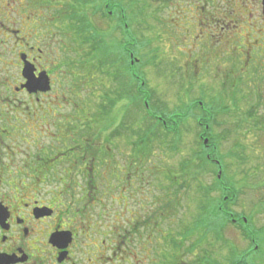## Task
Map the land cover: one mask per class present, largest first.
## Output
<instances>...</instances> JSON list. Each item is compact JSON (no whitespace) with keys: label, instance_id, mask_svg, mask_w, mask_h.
<instances>
[{"label":"flooded vegetation","instance_id":"obj_1","mask_svg":"<svg viewBox=\"0 0 264 264\" xmlns=\"http://www.w3.org/2000/svg\"><path fill=\"white\" fill-rule=\"evenodd\" d=\"M186 1L191 11L190 21L195 24V42L187 52L193 53L194 65L207 61L213 70L212 79L220 80L224 89V101L211 97L213 105L207 119L198 116V125L211 130L220 123L225 125L229 170L236 161L233 159L236 157L232 158L234 152L239 151L243 164L250 163L249 168H256L255 172L258 169V178L263 179L264 0ZM9 6L8 0H0V103L10 110L18 108L21 101L15 104L10 96L22 94L33 103L31 107L38 108L57 80L60 86L63 79L88 76L75 68L85 60V50L80 46L85 17L78 11H69L66 0H52L48 16L35 14L34 33L29 34L9 27ZM103 9L108 16L117 13L118 0H107ZM118 20L117 14L115 24ZM215 30L220 33L218 39L214 38ZM9 35L15 37L12 46L18 54L15 67L19 73L14 85L9 84L6 73ZM119 36L115 30L112 46L106 51L99 49L97 57L99 103L95 139L86 136L63 139V142L48 141L46 145L39 141L35 153L28 154L18 139H0V264H152L153 234L162 240L155 257L167 255L164 239L176 231L172 225L163 228L162 221L167 215L163 194L153 201L150 181L152 172L164 168L151 162L150 139L136 137L133 123H120L134 106L137 80L141 86L145 80L133 68L120 65ZM21 55L33 65L35 76L41 71L47 73L51 87L48 92L29 93L21 88L25 83ZM105 56H112L111 72L105 70L109 66ZM128 57L132 66L137 60L133 53ZM109 82H112L111 96L104 94ZM148 90L138 91L142 92L139 97H143L146 110L150 109ZM124 96L129 97V103H125ZM116 109L122 110L120 119L114 116ZM113 110L112 117L105 114ZM146 114L150 123L154 114ZM219 115L224 117L223 121H218ZM157 119L161 124L167 122L161 115ZM176 123L179 126L177 120ZM238 129H242L241 136L233 135ZM211 137V134L200 136L207 141ZM215 137L211 139L210 152L217 150ZM3 150L9 156L7 163L1 159ZM261 187L256 200L261 208L252 214L264 215V185ZM249 217L241 216L244 224ZM247 228L246 239L251 231ZM178 256L175 264L181 261Z\"/></svg>","mask_w":264,"mask_h":264},{"label":"rangeland","instance_id":"obj_2","mask_svg":"<svg viewBox=\"0 0 264 264\" xmlns=\"http://www.w3.org/2000/svg\"><path fill=\"white\" fill-rule=\"evenodd\" d=\"M8 1L10 3L9 27L22 29L23 32L29 34L34 33L33 20L35 14L48 16L52 2V0ZM61 1L64 2L65 0ZM66 1L69 11H79L80 8L77 7L76 0ZM93 3L94 6L98 2L93 0ZM118 3L119 7L127 4L126 0H118ZM201 5L199 4V7ZM125 10L131 18L135 15L130 29L135 38L141 42L137 44V49L138 57L142 62L133 67V70L137 74L141 73L145 85L141 86L136 83L134 91L137 96L134 100L132 99L134 106L131 107L132 110L126 112L122 119L123 122L120 123L122 125L133 123L132 129L135 130L134 135L136 137H140L141 130L144 131L145 128L146 131L147 126L152 123V121L147 122L149 118L146 110L140 106L141 100L138 91L141 89H149L150 100L148 103L150 111L155 116L161 114V110H158L160 107H165L166 114H173L177 108L180 111L184 108L189 110V102H200V104L198 103L200 106L195 109L194 119L187 118L183 122L182 119H177L180 129L179 150L173 151L169 148L168 144H173L175 138L161 128L156 127L158 129L150 137L151 162L157 166L160 164L164 168L157 173H151V197L155 201L163 194V204L170 206L162 225L163 228L168 225L175 228V236L179 240V249L175 254H178V258L181 260L178 264H228L231 262L264 264V229H260L261 226H264V215L252 214L256 209L261 208L256 204V200L257 190L264 185V178H258L260 172L258 169L256 172L253 170L256 168H249L250 163L243 164L239 151L234 152L232 158L236 157L233 159L237 162L234 161V166L229 170L230 151L228 152L229 141L225 139L227 135L225 134V125L220 123L210 131V134L213 137L216 136L215 139H217L215 141L217 143L216 153L219 154L218 158H220L217 162L220 163L218 166L221 168H217L214 174L206 170L201 172V176L197 177L198 181L197 179L194 181L189 179V182L185 184V186L188 185L187 188L183 189L184 184H181L183 179H186L185 176L183 178L181 167L185 165V160L191 153L200 150L202 147L201 144L199 145L200 141L197 137L201 128L195 120L198 116L207 119L210 105H213L211 97L217 101L219 99L224 101V89L219 84L221 81L212 79L213 70L207 66L208 62H197L194 65L191 60L193 53L188 54L187 52L188 48L195 42V32H193L195 24L192 25L193 22L190 21L191 11L188 2L186 0H132ZM83 11L85 12L82 15L86 17V20L90 19L97 28H106V24L100 21L98 15L92 14L91 9H84ZM214 33L217 34L214 38L218 39L220 33L216 30ZM9 36L5 55L6 73L10 78L9 84L14 85L12 83L19 73L15 67L18 54L12 46V40L15 37ZM110 68L111 66H105V70ZM122 71L123 69L120 72ZM90 74L73 80L63 79L60 81V86H58L57 80L53 84V90L41 100L38 108L31 107L30 104L33 103L28 101L26 96L13 93L10 96L11 101L15 104H18V100L21 102L18 108L11 107V110L0 103V139H18L20 147L26 154L35 153L34 150L39 141L46 145L48 141L61 140L63 142V139H82L80 137L86 136L95 139L98 129L95 116L98 112L97 92L99 88L97 87L98 76L95 73ZM121 82L123 81L121 80ZM109 83V88L104 89V94L107 96L113 95L112 82ZM118 94L121 95V93ZM124 100L125 103L130 102L127 96H124ZM65 102H67V107H65ZM109 113L108 111L105 112L106 115L112 117L114 110ZM121 113V109H116L114 116L120 119ZM117 119L114 123L118 122ZM172 119L170 124L176 127V119L174 121ZM223 119L224 117L219 115L218 121H223ZM154 124L158 125V121ZM125 130H129V128ZM240 132L242 129L234 131L233 135L241 136L242 133ZM1 159L3 163H7L9 159L5 150L1 153ZM218 172L221 175L219 177L221 183L217 185L216 176ZM198 183L203 189L209 190L211 198L220 196V190L223 188L231 191V193L228 192L234 195V198L231 197V201L226 202V206L232 214L238 217L252 215L247 227L251 228L250 234L253 242L244 238L239 226L231 224H227L222 229L227 241L226 245L223 244L224 241H222L223 245L210 240L208 242L204 240L202 244L198 242L199 230L195 229L193 224L198 214H206L201 207V204L205 203L203 202L205 200L204 193L202 196V191L197 186ZM176 184L178 185L176 186ZM214 188L216 189L214 190ZM246 222H248L247 219ZM247 227H244V230ZM158 237V234H153L152 237V264H173L176 256L170 255L174 250H171L172 246L166 240L164 242L165 249L168 250L167 255H162V258L160 256L155 257L156 248L162 242ZM154 259L156 263H154Z\"/></svg>","mask_w":264,"mask_h":264},{"label":"trees","instance_id":"obj_3","mask_svg":"<svg viewBox=\"0 0 264 264\" xmlns=\"http://www.w3.org/2000/svg\"><path fill=\"white\" fill-rule=\"evenodd\" d=\"M99 1L97 0L98 3L94 6H93L94 4L93 0H76L75 1L78 3L77 7L80 8L78 12L83 14L85 12L83 11L84 9L86 10L91 9L92 14L98 15L100 18V21L106 24V28H97L92 23V21H90V19L86 20V17L85 19H83L81 29L84 33V37L82 38V41H81L82 43L80 46L86 50L84 52L85 60L79 63L78 66H76L75 68H78L79 71H82L84 73H89V74L96 73L98 70V64H99V60L97 58L99 49H101L102 51L103 50L106 51L108 48L112 46L111 39L113 37V33L115 32V30H117L120 35L118 38V48H119L118 60L120 61L119 62L120 65L124 64L128 66L129 69L136 67L142 62V60L138 57V49H137L138 48L137 44L141 42L135 38L134 34H132L131 29H130L131 25L134 22L133 18H135V15L132 16L131 18V16L128 13H126V10H125L129 6V2H131L132 0H126L127 4L125 3V6L123 7L120 6L118 12L116 13L114 11L111 16H108L104 11L105 9H103V4L106 3L107 1L106 0H99ZM72 13L74 16H76L75 12H72ZM117 14L119 17V20L117 23L118 25L115 24L116 23L115 17L117 16ZM113 23L115 26H113ZM129 53H133V58H135L136 60L138 59V61L134 62L132 66L129 64V61H130V58L128 57ZM107 57L108 56H105V63L111 66L112 56L108 58ZM107 70L111 71V68ZM138 84H139V80H137V85ZM140 93L142 95V92ZM140 100H141L140 106L144 107L143 106L144 100L142 96ZM197 106H200L198 102H195V103L189 102L188 103L189 110L184 108L182 109V111H180L177 108L173 111V114H166L165 107L163 108L160 107L158 110H161V114H156V115L163 116L164 120H166L167 122L165 124H161L158 121L157 116L151 115L152 123H150V125L147 127L146 132L141 130V134L139 136H141L143 139H145V137L150 139L151 135L158 128H161L162 130H167V133H170L175 138L173 141V144H170V145L168 144L169 148L173 151L179 150L178 143H179V130L180 129L178 128L179 126H177L176 124H175L176 127L172 126L170 124V121L172 118H173L172 121H174V119L176 120L182 119V122L187 120V118L194 119L193 116H195L194 112ZM144 110L146 109L144 108ZM146 113L152 114L150 109L149 110L147 109ZM179 113L180 115L177 116V114ZM156 121H158V125L154 124ZM195 122L198 125V120H195ZM200 128L201 130L198 132L197 137L199 138L198 141H200L199 145L201 144L202 147H200V150L194 151L193 153H191V155L185 160L186 162L185 165L181 167V170L183 171V178L184 176L186 178L185 180L183 179L181 183V184H184L183 189L188 187V185L185 186V184L189 182V179H192L193 181L196 180L198 176H201V172L206 170L214 174V171L217 168H221L218 166L220 163H216V160L219 161L220 159L218 158L219 154L216 153L217 150L210 152L213 141L209 138L207 141V144L204 145L203 139L200 138V136L202 135L204 136L210 135L211 127H207V128L200 127ZM210 164H211V167H213L214 169L209 167ZM220 181L221 179L220 178L218 179V177L216 176L217 185L221 183ZM177 185L178 184H176V186ZM197 186L202 191L201 193L202 196L204 193L203 197L205 200L203 202L205 203L201 204V207L203 208V211L206 213L202 215L198 214L193 224L195 229L197 228V230H199V233L197 235L198 242L202 244L204 240L207 242L210 240L211 242L217 241V243H219L220 245H223V244L226 245L227 241L222 233V229L227 224L239 226V229L241 230L242 235L245 238L244 227L245 225L247 227V223H249V220H250L249 218L251 217L246 218L248 222L244 224L242 220L243 218L238 217L235 214H232L231 211L228 210L226 206V202L231 201V197L234 198V195L229 194V192L231 193V191L222 187L223 188L222 190L219 189L221 191V195L217 196L216 198H211L209 196L208 189H203L200 183H198ZM215 189L216 188H214V190ZM169 208H170L169 205L168 206L164 205L165 212H167ZM175 235H176L175 233L174 234L168 233L164 239L167 241V243L169 242L171 246L173 247L174 251L170 255H174V256H176L175 252L179 249V240L176 238ZM246 237L248 240L250 239V241H252V235L250 233H249V237L248 236ZM222 241H224L223 244H222ZM173 264H175V262ZM228 264H240V262H231Z\"/></svg>","mask_w":264,"mask_h":264},{"label":"water","instance_id":"obj_4","mask_svg":"<svg viewBox=\"0 0 264 264\" xmlns=\"http://www.w3.org/2000/svg\"><path fill=\"white\" fill-rule=\"evenodd\" d=\"M21 59H23L24 66L22 68V76L25 79V83L21 85V88H25L29 93L41 92L45 93L50 90V80L45 71L39 72L37 76L34 75V67L33 65L24 60L23 55H21ZM203 144H207V139H204ZM217 177H220V172Z\"/></svg>","mask_w":264,"mask_h":264}]
</instances>
